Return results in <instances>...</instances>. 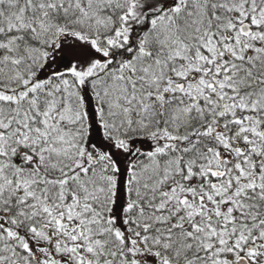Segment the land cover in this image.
<instances>
[{"label":"snow or ice","instance_id":"snow-or-ice-1","mask_svg":"<svg viewBox=\"0 0 264 264\" xmlns=\"http://www.w3.org/2000/svg\"><path fill=\"white\" fill-rule=\"evenodd\" d=\"M0 264H264V0H0Z\"/></svg>","mask_w":264,"mask_h":264}]
</instances>
